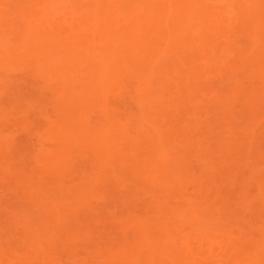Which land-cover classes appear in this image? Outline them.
<instances>
[{
    "label": "bare ground",
    "instance_id": "1",
    "mask_svg": "<svg viewBox=\"0 0 264 264\" xmlns=\"http://www.w3.org/2000/svg\"><path fill=\"white\" fill-rule=\"evenodd\" d=\"M100 1L95 0L99 9L96 10L97 12L94 11L95 13L101 9L103 12L106 7L108 11L114 5L111 3L108 4L109 6L106 5L105 8H101ZM119 1L123 2L121 5L126 2L121 9L127 7L128 10L129 8L127 16L125 15L126 18L118 20V17H124L122 15V17L118 16L117 18L111 17L116 20L110 19L105 10L106 12L103 13L106 14L92 15L93 17L89 21L83 19L84 22L83 20L76 24L71 22L74 32L66 39L69 43L71 42L73 51H77L79 70L76 74L57 73V67H62V65L57 63V66L56 62L51 59V61L47 59L49 62L46 60V63L36 60L38 57L35 52V44L42 39V34L41 32L37 34L35 25L38 27V23H43L36 20L38 19V17L35 18L37 12L30 4L27 3L28 6L20 16L21 22L23 21L22 23L26 28L17 30L16 27L14 30L16 35L13 33L19 46L25 45L22 46L23 49L17 44L15 46V41L12 43L8 37L6 39L2 35L3 32L0 31V35L4 37L0 38V91L4 92L3 89H7L8 82L10 83L15 77L11 78L10 73H16L15 69L17 67L21 69L23 66L21 64H25L21 70L26 69L27 74L37 80L27 95L32 99L30 102L33 105L37 106L40 103L41 106L38 105L39 115L47 120L43 124L44 133L38 135L37 138L38 149L28 153V156L21 155L23 158L18 157L20 161L32 163L31 169H22V165L27 168L25 163H21L22 165L17 167V165H10L9 159L8 162L5 159L0 160V167L4 169L2 180L15 179L20 182L19 184L24 182L26 187L23 193L28 203L32 205L30 208L33 209V212L30 210L33 213L32 217L23 211L21 221L8 229L7 236L13 239L12 242L15 238L17 243L15 241V244L9 242L12 245L6 249L0 246V264H94V257L95 259L97 257L99 262L103 259L104 261H101L103 264H264V228L261 230L264 226V212L261 210L263 223L261 222L260 229L258 228V231H261H257L259 235H255L257 239L255 238L256 241L252 242V245L248 242L251 245L248 248L238 245L245 241L246 235L243 234H240L243 236L231 234L222 229L223 232L221 233L217 231L218 234L215 232V234L205 236L196 231L194 227L208 229L209 222L205 221L203 216L199 219H186L180 225L172 221L173 218L176 219V216L183 214V212H178L177 204L181 202L178 200L185 198L187 185L191 183L190 178L192 176L197 188L189 194L191 199L192 197L206 198L201 196V192L204 190L202 189L203 184H207L205 186L211 187V190L213 188L216 192L221 191L222 193L226 189V181L231 183V181L234 182L239 179V181L249 184L254 181L256 188L254 193L256 195L255 197L252 195V199H248L251 200V206L255 205L261 208L259 204L257 205V203H261L257 199L259 201L264 199V180L259 181L250 178L251 174L256 171L255 164H253L255 158L248 148L250 146L247 144L248 142H244L243 136L264 132V129L257 125L259 110L256 108L258 106L256 102L259 100L264 102V27L260 31L251 23H245L240 30L244 35L242 38L247 40H244L243 47L238 49L236 53L233 51L229 53L233 46H228L230 43H227L226 48H224L225 56L230 55L231 62L246 68L245 79L250 76L252 80H257L252 82L245 80L248 87L242 90L237 88L233 93L234 95L230 92H223L222 94L219 92L220 95H218L214 85L213 88L211 83L200 80L198 70V73L195 71L198 65L197 68L195 66L196 69L193 67V56L185 54V51L188 50L186 52L191 53L200 50L204 53H214V43L213 50L210 46L215 36L224 35L220 27L227 17L200 12L201 7L198 4L200 0ZM215 1L223 2L226 0ZM239 1L242 5L235 6L232 4L228 7L229 14L236 13L237 9L243 6L249 13L248 21L251 22L253 17L257 15L258 21L256 20V22L260 25L264 24L262 21L264 20V11L254 6L259 0ZM120 2H117L119 7H121ZM98 3L101 4L100 7H98ZM19 4L25 7L21 0ZM117 4L113 8L120 10ZM192 7L196 8L192 9ZM255 9L258 11L254 14L253 10ZM130 10H134L131 16H129ZM10 18L12 17L10 16ZM12 19L10 20L0 14V25L7 28L4 27V33L8 30L6 22H12ZM228 19L231 18L228 17ZM10 24L9 28H11ZM207 28L211 30L207 32ZM54 30V33L51 32L52 38L50 33L47 32L46 34L49 35L47 38L56 44L60 41L62 34L59 33L62 32L58 29L56 32ZM17 31L20 33H16ZM31 31H35L36 35L41 37L32 45L30 39L35 42L33 39L36 37L34 38ZM29 33L30 35H28ZM178 34H188L191 37L190 40L194 41V45L188 49L182 47L183 42L178 39ZM26 44L27 46L30 45L31 48L35 45V48H30L31 50L28 49L30 51L27 50L28 52H26L24 50ZM33 49L35 51L31 53ZM213 53L209 55L210 57L208 56L211 61L215 60L212 58ZM209 60L208 62H211ZM46 64L52 67L56 66L57 69H54L55 73L52 75L50 72L46 73L49 74L47 77L42 76L43 73L40 71L44 70ZM169 66L171 67L170 70L168 69ZM132 72L136 75V81L130 77ZM163 75L169 76L166 77L168 78L167 82L161 78ZM252 91H256V93L258 91L256 97L250 94ZM228 93L237 97H234L232 104L228 102L229 105L226 106L225 101L229 99ZM239 96L242 98L239 103H242L243 111L235 110L237 107L235 108L234 105L236 101H239ZM120 97H122V104L124 103L123 100L127 99L128 102L131 101L136 104V109L132 110L129 107L131 105L126 104L127 102L125 103L127 106H125L129 108L122 107L121 104L118 105L116 99H120ZM193 98H198L206 103H216V107L218 104L219 107H222L223 115H218L216 118L210 117L206 113L197 112V118L191 122V125L197 133H200L199 135L202 134V139L206 133L214 136L217 134L214 132H219L223 135L218 134L217 137L219 138L215 140L216 148H214L219 151L220 156L222 155L219 157L220 162L228 166L227 173H225L226 170L222 171L226 174L225 180H223L222 174H219V171L211 166V162L201 159L204 158L202 155H206L203 153V148L208 147L207 141L204 142V139L201 140L198 137L193 142L198 148H202L203 153L195 154L197 160H200V162L197 161L199 163L197 167L200 168V171L196 173L189 165H183L180 161L179 163L178 160L181 158H176L179 155L180 157L187 156L188 153L184 152L186 147L182 144L173 148L166 139L167 131H165L164 125H167L168 122L165 120V116L177 115L182 110L184 112V105ZM2 103L3 101H0V119L4 120L2 115L8 114L7 110L12 111L13 107L6 105L8 107L6 110L5 104L3 106ZM47 103L57 105L55 108L57 111L54 112L55 114L53 113L54 117L50 118L51 114L48 113ZM95 103L100 105L98 110H93ZM20 112L22 111L20 110ZM9 116L10 114L7 115V117ZM28 119H25V122L27 125H31L29 123L31 121ZM89 125L90 128H87ZM0 126L2 127V125ZM142 126H145L146 129L141 132ZM165 128L168 129L166 126ZM217 129L219 131H216ZM4 131L0 130V150L7 152L11 149L8 146L13 143V138L12 133L10 135ZM139 133L145 136V144H140L134 140ZM172 137L178 138L179 135L173 133ZM211 143L209 141L210 145ZM151 145L153 150L148 154L145 148ZM215 149L214 151H216ZM6 152H4L5 155ZM75 153L82 157L85 156L84 159L88 157L90 162L85 161L90 163L89 166H84V168L78 166L82 157ZM174 155L175 157H173ZM80 164L82 165L81 162ZM231 164L240 166L241 170L237 171L235 168H230ZM85 165L87 164L85 163ZM76 166L79 167L80 171L76 169ZM125 169L130 172L129 177L123 175ZM35 173H38L37 176L39 175L36 178L33 177ZM138 177H143L142 181H137L136 178ZM127 179L133 181V186H127L126 191L122 194L124 197H121V194H115L114 190L113 192L111 189L110 191L104 189L103 184L106 182L115 181L116 184L121 183L122 185ZM262 179H264V174ZM154 181H158L159 185L156 186ZM107 195L112 196L116 201L122 200L121 204L120 202L117 203L120 206L118 211H104L103 207L92 202L98 201V199L100 202L102 197ZM140 195H143L142 197L146 195L145 199L147 198L148 206H145V209L153 207L152 211L147 209L142 212L136 210L137 208L135 209L140 202L138 199ZM217 195L219 197V194ZM230 197L231 195L228 199ZM171 198L177 199L176 203H178L174 205L172 202L171 204ZM252 202L256 203L253 204ZM189 203L193 202L190 201ZM189 203L188 205H190ZM206 203L208 202L206 201L204 204ZM143 204L145 205V202ZM190 206L188 207L190 209H186V211L188 210L193 217L192 213H195L196 210L199 212V209ZM205 207V209L201 208L200 211L206 212L208 205L206 204ZM259 208H257L258 211ZM76 209L80 212H76ZM262 210L264 211L263 207ZM81 212L82 214H80ZM257 214L261 216L259 212ZM206 215L208 216V210ZM258 215L256 217L260 218ZM40 217H45V220ZM46 218L47 222H45ZM38 219L42 220L41 229L40 225L37 224ZM110 219L112 222L116 220L114 223L117 222L116 225L122 232L118 236L113 234L115 237H113L114 239L111 237L112 241L110 238L109 241L106 239L105 236L110 232V229L104 227L105 221ZM43 220L45 224H43ZM67 220L77 221L78 225L75 227L67 226L69 224L66 223ZM93 226L99 229L94 230ZM214 227L216 228V226ZM38 229L41 230L40 233H38ZM23 230L33 234V237L29 238L28 236V238L16 240L18 232ZM36 233L38 234L35 235ZM112 233L109 234L112 235ZM55 237L58 238L55 241L56 246L64 248L65 257L62 256L63 258L56 257L48 251L51 247L50 244L53 243L49 240ZM78 238L95 240L91 250L88 249L90 252L88 257L92 259L91 262L87 260L86 255V259L80 257L79 254L77 257L75 247L71 244H74L75 242L72 241ZM240 239L244 241L237 242ZM114 248L118 250L121 248L123 254H114ZM99 254L102 255V258L98 257Z\"/></svg>",
    "mask_w": 264,
    "mask_h": 264
},
{
    "label": "rangeland",
    "instance_id": "2",
    "mask_svg": "<svg viewBox=\"0 0 264 264\" xmlns=\"http://www.w3.org/2000/svg\"><path fill=\"white\" fill-rule=\"evenodd\" d=\"M19 1L20 0H0V14L4 15L6 18H8L10 20L13 18L12 22L11 21L10 22L9 21L6 22V24H8L7 25L8 26V30H6L7 28L5 26H1L0 25V31L3 32L2 35L5 36L6 39L8 37L9 41L11 40L10 42H12V43H14L13 41L16 42V37H15L16 34H15L14 30L16 29V27H17V30L18 29L22 30L25 27L24 24L22 23L23 21L21 22V18H20L21 13L23 12V10H25L26 6H28L29 4H30V6L32 8L34 7V10H36V12H37L36 13L37 16H35V18L38 17V19H36V20L37 21L39 20L38 22L43 23V24H39L38 23L37 24L38 27L35 25V27H36L35 30H36L37 34H40V32H41L42 39L39 40L38 38H41L40 35H36L35 31L34 32L31 31V32H33L32 35L34 36V38L35 37L36 38L33 39V41H35V42H32L31 39H30V44L32 45L33 43H36L39 40L35 44L36 48L34 47L35 45L32 47V48H35L36 51L33 49L31 51V53L33 51L36 52L37 57H38V59H36V60H38V62L39 61H43V62L45 61V63H46V60L49 59V61L52 60V61L56 62V65H57V63H59V65L60 64L62 65V67H57V69H58L57 70L56 66H54L55 67L54 68V67L46 64V67L44 68V70L43 69L40 70V71H42L41 73L44 74V75L42 74V76H46V77H47V75L49 76V74H46V73L50 72L51 75L54 74L55 73L54 69H56L57 70L56 72L60 73V74H68L69 75V74L78 73L77 70H79V69H78V65H77V57H78L77 53H76L77 51L76 52H75V50L73 51L74 48H73V46L71 47V42L69 43V41H67V39H66L67 37L71 36V34L74 32V30L72 29V26H71V22H74V24H76V23L81 22L83 19H85L86 21L87 20L89 21L93 17L92 15L95 16L98 13L99 14H103V15L107 13L108 14L107 15L108 18L110 17V19H113L111 17L117 18L118 16L122 17V15H124V17H122V18L118 17V20H121L123 18H126L125 15L128 13V10H129V8L127 10V7L121 9L122 7L125 6L124 4L126 2L123 5H121V3H123V2H120L119 0L118 1H115V0H101L100 1L99 0L100 3L102 4V5L100 4L101 8H105L106 5L111 4V3L116 5L117 2H120L119 4H120L121 7H119V5L117 4V6H118V8L120 10H118L117 8H116L117 10H115L114 9L115 6L112 4L113 6L112 7L110 6L111 8L108 11L106 10L107 7H106V9L103 10V12L107 11L106 13H103L101 11L102 10L101 8H100L101 10L98 13L94 12V11H96L98 9L97 8V2H95V0H25L26 2L24 0H21L22 5L24 4L25 7L21 6L19 4ZM125 1H127V0H125ZM27 3H28V5H27ZM198 4L201 7L200 12H205V13H208V14H213V15H218V16L223 15V16L227 17V19L225 18L224 22L222 23V26L220 27L224 35L219 36V37L215 36L214 40H213V42H212V44L210 46V48L213 50V43H214V45H215V52L214 53L213 52L204 53V52H201L200 50L193 51V49H192L193 52L187 53L188 50H186L187 52L184 50L185 54L193 56L192 57V59H194V62L192 63L193 67L195 68V66H196V68H197V65H198V68L197 69L195 68L196 70L195 69L194 70L196 72L198 70V72L200 74V80H202L204 82H207V83H211V86H213V85L215 86V89H216L218 95H220L219 92H221V94L223 92L224 93L230 92V93L233 94V93H235L234 91H236L237 88H239V90L240 89L241 90L242 89H246L248 87V84L246 82L247 80H250L252 82V81H256L257 79H255V80L253 79L252 80L250 76H249L248 79H245V75H246V72H247L245 70L246 68L244 66L242 67L241 65H240L241 66L240 67L239 65L235 64L234 62H231V59H229L230 55H226L225 56V53H224L225 49L224 48H226L225 46L227 45V43H230V44H228V46L229 45H230V47L232 45L233 46H232V50L229 51V53L232 52V51L234 53H236L238 49H241L243 47V43H244L245 39H243L244 35L242 34V31H240V30L245 25V23L246 24L248 22L251 23V25H253L256 29H258L260 31L263 30L262 27H264L263 26L264 24L262 23L263 25L261 24L262 25L261 26L259 23L256 22V20H257L256 16L257 15H255L253 17L251 22L248 21L247 19H248L249 13H247V10L245 9L246 7L243 8V6H241L240 9L238 8L236 13L233 12V13L229 14V12H228V7L229 6H231L232 4L235 5V6H237L238 4L242 5L239 0H228V1L226 0V1H223V2H216L215 0H200ZM98 5H99V3H98ZM100 5L98 7H100ZM103 5H104V7H103ZM223 5H225V6H223ZM254 6L257 7V8L259 7L261 9V11H264V0H259V2H256V4ZM20 7L22 8V10H20L21 9ZM138 8L139 7L137 6V9ZM193 8H196V7H192V9ZM133 11H131V14L129 16H131L133 14ZM253 11H254L253 13L255 14L258 11V9H255ZM10 16L12 18H10ZM228 17L231 18V19H228ZM40 19H41V21H40ZM113 20H116V19H113ZM44 21L45 22L47 21L48 23L47 22L45 23ZM262 21H264V20H262ZM83 22H84V20H83ZM9 23H11L10 24L11 28H9ZM12 24H13V26H11ZM14 26H15V28H14ZM4 27L6 28L5 29L7 31L6 33H4V30H3ZM52 27H54V28H52ZM170 27L172 28V26H170ZM55 28H56V30L58 29L59 31L62 32V33H59V34H62V36H61L60 41L58 43L53 44L51 42V40L49 38H47V37L49 35H51V38H52V35H53L52 33H54L53 30ZM12 30H13V32H12ZM56 30H54V31L56 32ZM209 30H211V29H209V28L206 29L207 32H209ZM47 32H48V34L49 33L50 34L47 35L46 34ZM240 32H241V34H240ZM13 33L15 35H13ZM16 33H20V32L17 31ZM263 33H264V31H263ZM44 34L47 35V36H45ZM2 35H0V38H4ZM28 35H30V33ZM241 35H243V36H241ZM177 36H178V39L180 40V42L181 41L183 42L182 43V47L188 49L189 47L194 45V41L190 40L191 37L188 34H178ZM61 39H63V40H61ZM17 40H19V39H17ZM245 41H247V40H245ZM14 44H15V46H16V44L19 46V44L17 42L14 43ZM27 44H29V43L27 42ZM27 44H26V49H24L26 52H28V51H30L32 49L31 47H29L30 45L27 46ZM10 45L13 46V44H10ZM22 46H19V47L22 48ZM28 49H30V50H28ZM211 53H213V57L212 58L213 59L215 58L214 61H211V60H209L210 58H208V56L211 55ZM208 60L211 61V62H208ZM21 65L24 66L25 64H21ZM21 65H19V67ZM23 66H21V67L23 68ZM21 69H19L18 67H17V69H15L17 74L16 73L11 74L12 72L10 73V77L11 78H13L14 76L15 77L13 78V80L10 79L12 81H10V83L8 82V87L5 86V87H7V89H3L4 92H2V90L0 91V92L3 93V94L0 93V95L2 94V96L0 98V99H2L0 101L1 102L3 101L2 105L4 106V104H5L6 110L8 109V107H6V105L10 106V107H13V109H14V111H13V109H12V111H8L7 110L8 114H10L9 117H7L8 114H3L2 116H4V118H2V119H4V120L0 119V125H2V127L0 126V128H1L0 130L1 131L5 130L4 133H7V134L8 133L9 134L12 133V135L11 134L10 135L13 138V143L9 144L10 146H8L11 149L7 150V152L3 151V150H2L3 151L2 152L0 150V160L1 159H5V161L7 160V162H8V159H9L8 163L10 165L13 164V166L17 165V167H20L22 164L25 163L27 168H24L25 167L24 165H22L21 167H22V169L28 170L30 168V166L32 165V163L31 164L28 163L29 161L25 162L23 159H22L23 161H20V159H18V157H20L21 155H23L24 157L28 156L27 155L28 153H31L32 151L38 149L37 138H38V135L44 133L45 130L43 128V124L47 120L45 119V117H42L41 115H39V111H38L39 107H38V105H40V103L38 102L39 104H37V106H35V104L33 105V103L30 102L31 98H29V96L27 95V94H29V92H31L33 86L35 85L34 83H36L37 80L35 78H33V77H30L27 74L26 69L25 70L24 69L21 70ZM168 69L170 70L171 67L169 66ZM257 73H255V74L257 75ZM260 73H261V75H263L262 72H260ZM38 75H40V74L38 73ZM130 77L132 78L133 81H136V78H135L136 75H135L134 72L130 73ZM166 77H169V76H167V75L161 76V78H164V80L167 82L168 78H166ZM252 77H253V75H252ZM257 77H259V76H257ZM238 81H239V83H237ZM11 82H13V83H11ZM3 84H5V83H3ZM9 84H10V86H9ZM214 86H213V88H214ZM2 88H3V85H2ZM257 93H258V91H257ZM257 93H256V91L250 92V94L255 96V97H256ZM232 94L231 95L229 94V96H230V97L228 96L229 99L227 98L228 100L225 101L226 102V106L229 105V104H227L228 102L231 103L233 101L234 97L235 98L237 97V96L233 97ZM258 96H259V94H258ZM122 97H120V99H118V98L116 99L118 105L121 104L122 107L123 106L126 107L127 105H131L129 107L132 108V110L136 109V104L132 103L131 101L128 102L127 99H125V101L123 100L124 103L122 104ZM124 98H126V97H124ZM238 98H239L238 99L239 101H236V103L233 102V103H235V105H234L235 108L237 107L235 110L238 111L237 109H239V110L243 111L244 108L242 106V103H239L242 98H240V96ZM31 101H32V99H31ZM256 103H258L257 104L258 106L256 108L259 110V115H258L259 117L257 118V125L264 129V102H262V100L261 101L259 100ZM47 104L48 105H46V106H47L48 113L50 112L49 114L53 115V113L55 111H57V109H55L57 105L54 104V103H52V104L51 103H47ZM217 106L219 107V104ZM129 107H126V108H129ZM218 107H216V103H214V104L206 103V102L200 101V99H198V98H193L192 100H190L189 102H187L184 105V112H182L183 111L182 110L177 115L171 114L169 116H165V120L168 123L165 122V123H167V125H164V129H165V131H167L166 139L169 141V144L173 146V148L178 146V145H182V144L186 147V150L184 148V152L188 153L187 156L180 157V155L178 153H176V154L179 155V156H177L175 154L177 156L176 158H181L180 160H178V162L180 161L183 165H186V164L189 165L190 168H193L196 173L198 171H200V168L197 167L198 164H199L197 161L199 159L197 160L195 154H197L199 152L202 153V148H198L197 145L195 143H193V142L198 137L201 140L204 139L205 140L204 142L207 141L209 148L208 147L206 148L207 151H206L205 148H203V151H204L203 153H206V155H202L204 158H201V159L202 160L206 159V160H208V162H211L210 163V164H212L211 166L214 167V169L216 168V170L219 171L218 173L222 174L221 176H222L223 180H225L224 178H226L225 177L226 174H224L223 172L226 169L227 170H229V169H228V166L223 165V163L220 162L219 157H222V155L220 156L219 155L220 154L219 151L217 149H215L216 148V146H215V142L216 141L215 140H217L219 138L217 136H219V135L223 136V135L220 134L219 132H214L213 131L214 133H217V134H214V136H213V134L210 135V133H208V134L206 133V134L203 135L204 137L202 139V134L199 135L200 133H197L195 128L191 125V122L195 118H197L196 117L197 112L200 113V114L206 113L208 116L214 117V118H216L218 115L222 116L223 115V112H222V109H221L222 107L221 106L219 108ZM223 107L225 108V105ZM99 108H100L99 103H95L94 106H93V110H98ZM20 110L22 112L24 110H26V111L23 112V113H25L24 115L27 116L26 118H24L25 116L23 115L22 112H20ZM223 111L225 113V110H223ZM5 113H6V111H5ZM51 115H50V118L54 117V115L53 116H51ZM133 115L136 116L135 114H133ZM32 118H33V120H32ZM25 119H28L29 121H31V122H29L31 125H29V124L27 125L26 122H25ZM32 121L35 122V123H33ZM23 124H25V125H23ZM165 126L168 127L169 131H168L167 128H165ZM87 128H90V125L87 126ZM145 129H146V127L142 126L140 128V131L142 132ZM216 131H219V130L217 129ZM173 133L178 134L179 137L178 138L172 137ZM260 134H262V135H260ZM244 136H243V139H245L244 142L245 143L248 142L247 144L250 145V146H248V145L247 146H248L249 150H251L252 155H254L253 158H255V160H254L255 163L253 162V164H255L254 166L256 167V171L251 174L250 178L251 179L253 178V180H259V181L264 180V179H262V176L264 174V132L263 133L258 132L257 134H254V135H247V136H245V138H244ZM262 136H263V138H262ZM134 140H136L140 144H145V142H146L145 141L146 138H145V136L142 133H139L134 138ZM209 141H210V143L212 142L211 145L209 144ZM247 146H245V147H247ZM145 149H146L147 153L150 154L151 151L153 150V147L151 145V146H147ZM145 149H144V151H145ZM214 149L217 152L214 151ZM178 151H180V150H178ZM4 152H6V155H5ZM2 153H3V155H2ZM7 153H9V154H7ZM179 153H181V151ZM76 155L79 156L80 154H76ZM175 155L173 157H175ZM23 156H21V157L23 158ZM205 156H206V158H205ZM83 157H85V156H83ZM83 157L80 160L82 165L80 164V162L78 164V166L80 165L81 168H84V166L88 167L89 164H90L89 163L90 161L88 160V157L85 158V159ZM176 158H174L175 161H177ZM83 159H84V161L87 160L89 162H86V161L82 162ZM19 161H20V163H19ZM199 162H200V160H199ZM85 163L87 165H85ZM203 164H204V162H203ZM231 165H232L231 167L229 166L230 168H232V169L235 168L237 171L241 170L240 166H236V164L235 165L231 164ZM201 166H203V165H201ZM199 167H200V165H199ZM31 168H32V166H31ZM33 168H34V166H33ZM76 169L79 170V167L77 168V166H76ZM3 170L4 169L3 168L1 169V167H0V246H1V248H5L6 249L10 245H12L11 243H13V244L17 243V241H15V238H14V241H15V243H14V241L12 242L13 239L11 237L7 236V232H8V229L10 228V226H12L14 224H17V223H19L21 221V217H22L21 213L25 212L29 216L32 217L33 213H31L30 210H32V212H33V209L30 208L32 205H30L31 203H28V200L25 198V194L23 193L25 191L24 189L26 187V184L24 182H21V184H19L20 182L16 181L15 179H11V180L10 179L9 180L4 179L5 180V182H4V180H2L3 179L2 173H4ZM125 170H124V174L123 175H126V176L129 177V173L130 172L127 171V170L125 171ZM227 170H226L225 173L228 172ZM122 171L123 170H121V172ZM37 174L35 173L33 177L34 178L38 177L39 175L37 176ZM126 176H124V177H126ZM221 176H220V178H221ZM192 178H193V176H192ZM192 178H190V181L192 180L191 183H189L187 185V189H186V192H185V198L181 199V200H178V202L181 201L179 203L180 205L177 204L178 202L176 203L177 199H172L171 198L172 201H170V203L172 204V202H173L174 205L177 204V206L179 207L178 212L179 213L183 212V214L176 216V219L173 218L172 221H175L176 224L180 225V223L182 221L186 220V219H190V218L199 219L200 217L203 216V218H205V221L209 222V226H208L209 230L208 229H204L202 227H198V228L194 227V229L196 228V231L201 232V234H204L205 236L209 235V234H215V232L217 233V231H218V233H221V232H223L222 229L225 230L224 232L231 233V234L232 233L233 234H237V235L243 234L244 236L246 235L245 236V241L243 239L238 240L237 242H240V241L243 242L244 241L242 244L240 242V244H238V245L239 246L242 245V246L247 247V248H248V246H251L253 244L252 242H255L256 241L255 238L257 239V236L259 235L257 233L259 225L261 224V222L263 223L262 215L260 214L261 213L260 210L262 212H264L262 210V207L264 209V201H263L264 199L260 200V201L257 199L258 202L263 203V204L257 203V205L259 204V206H261V208L256 207L255 205L251 206V203H250L251 200L249 201V199H248V198L252 199L251 198L252 195L254 197L256 195L254 193V192H256V188L254 186V181H252V183H250V184L249 183H243V181L241 182V180L239 181V179L238 180L236 179L234 182L231 181V183L226 181L227 184H225V186L226 185L227 186H226V189L223 190V192H222L223 194L221 193V191L220 192L219 191L216 192V190H213V188L211 190L210 189L211 187H209V188L206 187L207 184H203L202 185V189H204V190H202L201 196L206 197V198H202V197L201 198L200 197L199 198L198 197L194 198V197H192V199H194V200H192L190 198L189 194L195 188H197L195 183H194V180ZM142 179H143V177L136 178L137 181H142ZM154 182L153 183L156 186L159 185L158 181H154ZM109 183H111V181L110 182H106V183L103 184L104 185V189L106 188L109 191H110V189L112 191L114 190L115 192L114 191L113 192L115 194H121V197L122 196L124 197V195H122V194H124V192L126 191L125 189L127 188V186H133V181L132 180H128V179L126 180V182L122 183V185H121V183L120 184H118V183L116 184L115 181L114 182L112 181L111 184H109ZM106 189H105V191H106ZM213 191H215V192H213ZM172 192L174 193V191H172ZM225 192H227L229 194V196L231 195V197L229 199H231V200L233 199L232 201L230 200V203H229V199H228L229 196ZM217 194H219V197H218ZM226 194H227L228 197L225 196ZM222 195H224L225 197L222 196ZM234 195H235V197H234ZM107 196L106 197L105 196L102 197L103 200L101 199L100 202H98L99 199H98V201L95 200V201H92V202L95 205H98L99 207H103L102 209H104V211H107V212H109V211L113 212L114 210L118 211L117 209L120 206H118L119 204H117V203L120 202V204H121L122 200L121 201L120 200L116 201L112 196H110V195L108 197ZM140 196H139L138 199H140L139 201L142 202V203L139 205V203H140L139 202L138 203L139 207L136 206L135 209L137 208L136 210H139V211L141 210L142 212H145L144 210L148 209V208L145 209V206H148V203L146 202L147 198L145 199L146 195H144V197H142L143 195H140ZM207 198H208L209 201L207 200ZM122 199H124V198H122ZM142 200H145V201H142ZM101 201H103V202H101ZM190 201L193 202V203L190 204L189 203ZM206 201L209 203V204L206 203L208 205V209H207L208 210V216L206 215L207 210H206V212L203 210L205 213L203 211H200V210H202L201 208H203V209L206 208L205 207L206 204H204ZM254 201H256V200H254ZM144 202H145V205L143 204ZM256 202H252V203L255 204ZM146 203H147V205H146ZM188 203L190 205H192L193 208L199 209V212H198V210H196L195 213H192L193 217L190 215V213L188 211L190 209L188 207H191L190 205H188ZM248 203H249L250 206L248 205ZM187 205H188V207H187ZM27 206H28V208H27ZM25 208H27L30 212L29 211L27 212V209H25ZM257 208H259V211H258ZM149 209H150V207H149ZM149 209H148V211H149ZM153 209L154 208L152 207L150 210L152 211ZM186 209H188L187 210L188 212L186 211ZM209 209L211 210L210 212H209ZM255 209L257 210V212H255L256 211ZM75 211L76 212H78V211L80 212V210H78V209H76ZM191 212H193V211L191 210ZM215 212H216V214H219V215H216ZM258 212H259V214L261 216H259L257 214ZM212 213H214V214H212ZM80 214H82V212ZM195 215H198V216H195ZM257 215L260 218L256 217ZM40 218H42V217H40ZM42 219L45 220V217L42 218ZM38 220L39 221H38L37 224L40 225L39 227L41 229L42 220L41 219H38ZM44 220H43V222H44ZM111 220L112 219H110L109 221H105V223H104V227H106V229L107 228L110 229L111 233L113 232L112 235L109 234L110 233L109 232L105 236V237H107L106 239L108 241H109V238L112 241L114 239L113 237H115L114 235L118 236L119 234L122 233L121 230L116 225L117 222L114 223V221H116V220H114L113 222ZM45 222H47V218H46ZM45 222L43 224H45ZM70 222L71 221L66 222V223H69V224H67V226L75 227V225H78L77 221H76L77 223L75 221H73L71 223ZM210 226H211V228H209ZM212 226H213V228H212ZM214 226H216V228L218 230ZM116 227L118 228V230H117ZM93 228H95L94 230L99 229V228L94 227V226H93ZM263 228H264V226L261 228V230H263ZM194 229H193V231H195ZM219 230H221V231H219ZM261 230H259V231H261ZM23 231H19L18 232L16 240L18 238H20V239L21 238L24 239V237L28 238V236H29V238L33 237V234L27 233L28 231H24V232ZM38 231H39L38 233L41 232V230H39V229H38ZM38 233H36L35 235H37ZM256 234H257V236H255ZM243 235H240V236H243ZM57 240H58V238H56V237L53 238L52 240H49V241L53 242V243L51 242L53 244V246H52V244H50L51 247H50V249L48 251H50V254L55 255L56 257L63 258L62 256H64V254H65L64 250H63L64 248L62 249L60 246H56V242L55 241H57ZM246 240H247V242H246ZM18 241H19V239H18ZM9 242H11V243H9ZM72 242H75L74 244L72 243L71 245H74L73 247H75L74 249L76 250L77 257H78V254H79V256L81 255L80 257H82V258H85L87 256L86 257L87 260L88 261L90 260V262H91L92 259L88 257V254L90 253L89 250H91L90 248L94 244L93 242H95V240H92L91 238H90V240L89 239H85L84 240V238H82V239L78 238V239H75ZM245 242L246 243L249 242L251 245L249 243H248L249 244L248 245ZM244 243H245V245H243ZM119 250L115 249L114 251L113 250L112 251L115 252L114 254L119 253L118 255H120V253H122L123 251L122 250L119 251ZM83 253H85V254H83ZM101 256L102 255L99 254L98 257H101ZM96 261H98V259H97V257H96V259L94 257L93 258L94 264L96 263ZM101 261H104V260L102 259V260H100V262ZM100 262L98 261L96 264H101V263L103 264V262H101V263ZM104 264H106V263H104Z\"/></svg>",
    "mask_w": 264,
    "mask_h": 264
}]
</instances>
